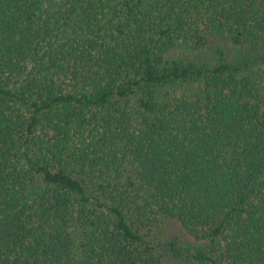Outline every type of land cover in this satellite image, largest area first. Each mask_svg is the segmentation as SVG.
Returning <instances> with one entry per match:
<instances>
[{
    "label": "trees",
    "instance_id": "obj_1",
    "mask_svg": "<svg viewBox=\"0 0 264 264\" xmlns=\"http://www.w3.org/2000/svg\"><path fill=\"white\" fill-rule=\"evenodd\" d=\"M168 260L264 264V0H0V264Z\"/></svg>",
    "mask_w": 264,
    "mask_h": 264
},
{
    "label": "rangeland",
    "instance_id": "obj_2",
    "mask_svg": "<svg viewBox=\"0 0 264 264\" xmlns=\"http://www.w3.org/2000/svg\"><path fill=\"white\" fill-rule=\"evenodd\" d=\"M170 233H173L175 235H178L179 238L181 240H183L187 245H191L192 244V241L190 240V238L185 235V233L182 231V229L176 224H172V229L170 231ZM167 264H187L185 263L184 261H172V260H168L167 261Z\"/></svg>",
    "mask_w": 264,
    "mask_h": 264
}]
</instances>
